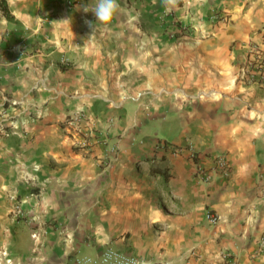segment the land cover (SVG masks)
<instances>
[{
    "label": "crops",
    "instance_id": "crops-1",
    "mask_svg": "<svg viewBox=\"0 0 264 264\" xmlns=\"http://www.w3.org/2000/svg\"><path fill=\"white\" fill-rule=\"evenodd\" d=\"M117 3L103 24L95 0H0V264H32L36 228L43 264H264V78L237 79L264 0Z\"/></svg>",
    "mask_w": 264,
    "mask_h": 264
},
{
    "label": "built area",
    "instance_id": "built-area-1",
    "mask_svg": "<svg viewBox=\"0 0 264 264\" xmlns=\"http://www.w3.org/2000/svg\"><path fill=\"white\" fill-rule=\"evenodd\" d=\"M264 43V31L262 32ZM63 64L68 65L69 59H63ZM264 78V51L262 45L259 42L252 41L249 45L248 54L240 65L239 71L237 73V79L245 83L252 84L260 81ZM168 92L166 88H160L158 93H155L152 89H144L138 91L134 94L124 95L125 100L131 99L133 101L140 102L143 97L147 94H154L155 96H160ZM86 118V114L83 111H78L70 120L72 125H76L77 129H80V124ZM0 133L2 135H7L8 131L0 125ZM87 139V138H86ZM1 140V139H0ZM193 150V149H192ZM193 155V154H192ZM216 171L221 172L224 176H229L231 173V163L227 155H218L215 161ZM198 173L206 180L209 181L212 178V174L205 171L203 168H198ZM34 180V179H33ZM27 182H31V179H28ZM261 195L264 197V173L261 175L259 180ZM16 212L18 215H23V211L20 206L17 204ZM208 219L210 223L217 224L219 222V216L212 211L208 212ZM32 237L35 241V246L32 254V264H41L45 261L43 254V244L41 241V230L34 229L32 232ZM261 248H264V238L261 241ZM6 255L5 253L2 256ZM7 264H13L10 258H6ZM2 263V260H0ZM78 264H154L150 260L144 258L128 255L120 250L114 248L106 249L101 255L97 257L85 256L77 259Z\"/></svg>",
    "mask_w": 264,
    "mask_h": 264
},
{
    "label": "clouds",
    "instance_id": "clouds-1",
    "mask_svg": "<svg viewBox=\"0 0 264 264\" xmlns=\"http://www.w3.org/2000/svg\"><path fill=\"white\" fill-rule=\"evenodd\" d=\"M118 7L117 0H95L92 12H94L97 22L108 24L116 14ZM84 11H88L87 5L84 7ZM86 23L91 24L90 21H86Z\"/></svg>",
    "mask_w": 264,
    "mask_h": 264
},
{
    "label": "trees",
    "instance_id": "trees-1",
    "mask_svg": "<svg viewBox=\"0 0 264 264\" xmlns=\"http://www.w3.org/2000/svg\"><path fill=\"white\" fill-rule=\"evenodd\" d=\"M151 172L153 174L160 173V174H163L166 177H167V173H168L166 167H160V166H156V165H154V166L151 167Z\"/></svg>",
    "mask_w": 264,
    "mask_h": 264
},
{
    "label": "rangeland",
    "instance_id": "rangeland-1",
    "mask_svg": "<svg viewBox=\"0 0 264 264\" xmlns=\"http://www.w3.org/2000/svg\"><path fill=\"white\" fill-rule=\"evenodd\" d=\"M153 91H155V90H153ZM69 120H70V119H69ZM169 136H171V134H168V135H167V137H169ZM50 221H51V220H50ZM41 264H43V263H41Z\"/></svg>",
    "mask_w": 264,
    "mask_h": 264
}]
</instances>
